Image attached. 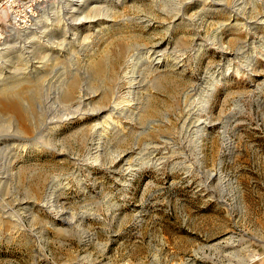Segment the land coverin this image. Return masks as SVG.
Instances as JSON below:
<instances>
[{
	"label": "rangeland",
	"instance_id": "rangeland-1",
	"mask_svg": "<svg viewBox=\"0 0 264 264\" xmlns=\"http://www.w3.org/2000/svg\"><path fill=\"white\" fill-rule=\"evenodd\" d=\"M206 1L53 0L34 29L9 39L0 68L26 54L3 75L30 69L10 88L46 137L1 170L0 264H264V47L243 49L264 27L235 26L229 12L238 4L258 21L264 0ZM88 5L110 8L114 20ZM175 8L186 21L172 18ZM157 45L175 52L158 70L128 63ZM75 66L77 102L67 103ZM130 94L133 108L113 113ZM77 106L87 114L51 123ZM13 126L1 117L0 135Z\"/></svg>",
	"mask_w": 264,
	"mask_h": 264
},
{
	"label": "bare ground",
	"instance_id": "bare-ground-1",
	"mask_svg": "<svg viewBox=\"0 0 264 264\" xmlns=\"http://www.w3.org/2000/svg\"><path fill=\"white\" fill-rule=\"evenodd\" d=\"M62 1V0H61ZM65 1H67V0H65ZM69 1H71V0H69ZM120 2L122 1V0H119ZM170 1V0H169ZM197 1H200V0H197ZM201 1H203V0H201ZM72 2H73V4H80V5H82V4H85V2H86V0H72ZM78 2V3H77ZM167 2V1H166ZM192 2V1H191ZM207 3V1L206 0H204V3ZM223 2V1H222ZM227 2V1H226ZM238 2H239V0H238ZM67 3V2H66ZM184 3V2H183ZM217 3V2H216ZM215 3V4H216ZM219 3V2H218ZM241 3V2H240ZM181 4V3H180ZM202 4V3H201ZM221 4H223V3H221ZM225 4V3H224ZM230 4V3H229ZM56 5V3H54V2H51V3H49L48 4V6H47V11L50 9V8H52V7H54ZM69 5V4H68ZM90 5V4H89ZM87 6V8H88V10H87V12L86 13H90V12H95V13H102L101 15H105V17L107 18V19H113V12H112V10L110 9V8H107L106 10H104V11H102L103 9H102V6H99V5H94V6H92V7H90V6ZM183 5V4H182ZM190 5V4H189ZM204 5V4H203ZM212 5V4H211ZM227 5V4H226ZM224 6V5H223ZM232 6V5H231ZM237 6H238V4L237 5H235L234 6V9H232V10H229V12H231V13H233V15L231 16V20H230V22L232 23V22H234V25L235 26H238V25H242V26H244V27H246L247 29H249L250 31L253 29V30H255V32H258V30L260 29V28H262V27H264V16H261L259 19H258V21H253V22H248L246 19H243L242 18V14H241V12H239V9L237 8ZM217 7V6H216ZM215 7V8H216ZM220 7V6H219ZM84 8V7H83ZM104 8V7H103ZM167 8H169V7H167ZM206 8V7H205ZM214 8V7H213ZM228 8V7H227ZM232 8V7H231ZM105 9V8H104ZM242 9V8H241ZM244 9V8H243ZM85 10V11H86ZM172 10H174V8L172 9ZM184 10V8L182 9H179V8H175V11H176V13L173 15V19L174 20H181V21H186V18H185V16H186V13H185V11H183ZM225 10V8L223 9V11ZM174 11V12H175ZM80 12V11H79ZM92 12V13H93ZM81 13V12H80ZM226 13V12H225ZM260 13V12H259ZM263 13V12H262ZM169 14V13H168ZM189 14V13H188ZM228 14V13H227ZM230 14V13H229ZM241 14V15H240ZM246 14V13H245ZM91 15V14H90ZM98 15V14H97ZM208 15V14H207ZM257 15H260V14H257ZM205 16V15H204ZM193 17V16H192ZM86 18H91V17H87V16H84L83 17V19H78V20H80L81 21V23H82V21L83 22H89V21H86L87 19ZM94 18V17H93ZM249 18V17H248ZM257 19V18H256ZM88 20H91V21H93V22H95V21H97L98 20V22H99V19L98 18H95V19H88ZM114 20V19H113ZM241 20H242V22H241ZM253 20H255V18L253 19ZM190 21V20H189ZM194 21V20H193ZM201 22V21H200ZM230 23V24H231ZM77 24H80V23H77ZM103 25V24H102ZM109 25V24H108ZM108 25H106V27H104V28H107L108 29ZM171 25V24H170ZM227 25H228V23H220L219 24V29H223V28H226L227 27ZM37 26V25H36ZM93 26V25H92ZM241 26V27H242ZM94 27V26H93ZM243 27V28H244ZM34 28V27H33ZM234 28V26L232 27V29ZM245 28V29H246ZM32 29V28H31ZM231 29V28H230ZM242 29V28H241ZM240 29V30H241ZM30 29H27L26 31H29ZM239 30V29H238ZM244 30V29H243ZM170 31V30H169ZM215 31V30H214ZM220 32H221V30H219ZM99 32V31H98ZM219 32V33H220ZM236 32H238V31H236ZM264 32V31H263ZM15 34H14V36L13 37H15L16 35H18L19 33H17V32H14ZM24 33V32H23ZM224 33V32H223ZM250 33H252V32H250ZM26 34V33H25ZM77 34V33H76ZM249 34V33H248ZM260 34V33H259ZM216 35H218L217 33H216ZM221 35V34H220ZM219 35V36H220ZM196 37H197V39H196V41H198L199 40V36L198 35H195ZM207 36V35H206ZM250 36V35H249ZM259 36V35H258ZM216 37V36H215ZM257 37V36H256ZM211 38V37H210ZM247 38V37H246ZM220 39H221V37H220ZM223 39V38H222ZM195 40V39H194ZM204 40V39H203ZM205 40H207V39H205ZM213 40V39H212ZM216 40V39H215ZM257 40V39H256ZM218 41V40H217ZM217 41H216V43H217ZM161 43V42H160ZM199 43H200V41H199ZM208 43H210V41L208 42ZM213 43H214V41H213ZM212 43V44H213ZM219 43V42H218ZM221 43V42H220ZM223 43V42H222ZM245 44V46L243 47V49H251L254 45V48L255 47H264L263 46V44H264V37H262V38H258V41H256L255 42V40L253 41L252 40V42H250V43H244ZM6 45H8V43H4V47L6 46ZM207 45V44H206ZM215 45V44H214ZM199 46H203V44L202 43H200L199 44ZM198 46V47H199ZM219 46V45H218ZM223 46H225V45H223ZM153 47V46H152ZM8 48V47H7ZM201 48V47H200ZM218 48V47H217ZM222 48V47H221ZM4 49H6V48H4ZM169 49V48H168ZM168 49H160V46L159 45H157V46H155V48H151V49H147V50H145V51H143V52H141V51H134V53H133V55H131L130 57H129V64L130 63H132V65H133V67L134 68H136L138 65H140V63H142L143 65L145 64V65H147L148 67H150L153 71L156 69V70H158L159 69V67H160V65L162 64V62L163 61H169L170 59L172 60V58L174 57V54H175V52H169L170 50H168ZM224 49H225V47H224ZM3 50V49H2ZM2 50L0 51V55H2ZM4 51V50H3ZM12 52V51H11ZM240 52H241V50H240ZM248 52H250L251 53V51H248ZM254 52V51H253ZM174 53V54H173ZM244 53V52H243ZM264 53V52H263ZM262 53V54H263ZM3 54H5V53H3ZM9 54V53H8ZM35 54H36V52H35ZM53 54V53H52ZM72 54H73V52H72ZM239 54V53H238ZM245 54V53H244ZM248 54V53H247ZM261 54V53H260ZM48 55V54H47ZM64 55V54H63ZM69 55V54H68ZM240 55H241V53H240ZM252 55V54H251ZM8 56V55H7ZM36 56V55H35ZM45 56V55H44ZM56 56V55H55ZM242 56V55H241ZM241 56H239V57H241ZM18 57H22V58H24V59H28V58H26V54H25V56L24 55H21L20 53L19 54H16V55H14V56H10L8 59H5V60H3L4 61V64L2 65V67L0 68V85H2V86H0V118L2 117H4V118H7V119H9L13 124H14V126H13V129H14V133L13 134H9V135H7V136H4V135H0V183H2L3 181H2V179L4 178L3 176H2V172H1V170H2V168L4 167V166H8L9 168H10V166H11V164H12V162H14L12 159L15 157V155H16V157H17V154H20V151H26L28 148H30V147H42V146H44V144H45V142L43 143L42 142V140H45V132H46V129H44L43 128V126H44V124L43 125H40V126H38V125H36V123H34L32 120H31V117H32V114L30 113V108H27V106H26V102H24V100L26 99H23V96H22V93L20 94V93H16V92H11V89L12 88H10L12 85L11 84H17V83H19V82H23L22 80H20V78H22L23 76H25L27 73H29L30 72V69L28 70L27 68H24L23 69V71L22 72H17L16 70H15V72H11V73H15V74H13V75H8V76H5V75H3V73H4V71H8L9 69V65H8V63H10V62H12V61H14L16 58H18ZM28 57H30V56H28ZM238 57V56H237ZM236 57V58H237ZM243 57V56H242ZM247 57V56H246ZM251 57V56H250ZM259 57V56H258ZM261 57V56H260ZM263 57V56H262ZM5 57L4 56H2V59H4ZM21 58V59H22ZM56 58H57V56H56ZM47 60H44L46 63L49 61V59H48V57L46 58ZM58 59V58H57ZM72 58H70V60H71ZM244 59V58H243ZM247 59V58H246ZM248 59H250V58H248ZM38 60H41L40 58L38 59ZM73 60H75V59H73ZM170 60V61H171ZM251 60V59H250ZM249 60V61H250ZM68 61V60H67ZM244 61H246V60H244ZM248 61V62H249ZM28 62H30V61H27V63ZM44 62V63H45ZM71 62H72V60H71ZM86 62V61H85ZM237 62V61H236ZM235 62V63H236ZM247 62V61H246ZM245 62V63H246ZM254 62V61H253ZM34 63V62H33ZM38 63H40L38 66H36L37 68H44V66L46 65H41V62H38ZM43 63V62H42ZM72 64H73V62H72ZM241 64V63H240ZM256 64V63H255ZM28 65V64H27ZM16 66V65H15ZM28 66H30V65H28ZM74 66V65H73ZM244 66V65H243ZM248 66V65H247ZM257 66V65H256ZM13 67H14V65H13ZM76 67V66H75ZM246 67V66H245ZM87 68V67H86ZM242 68H244V67H242ZM251 68V67H250ZM17 69V68H16ZM68 69V68H67ZM71 69V72H70V76L72 77V78H74L73 80H72V82L70 83V84H67L66 82H65V80L63 81V82H65V85H66V87H65V89H64V95H65V98H66V102L67 103H69V102H75L76 100H77V98H76V96L74 95L75 93H74V91H75V87H76V82L77 81H75V78H77L76 76H77V74H78V72H80L81 71V69L79 68H74V67H72V68H70ZM88 69V68H87ZM234 69V68H233ZM20 69H18V71H19ZM133 70H135V69H133ZM231 70V69H230ZM246 70V69H245ZM253 70H255L254 68H253ZM232 72H234V70H231ZM239 71V70H238ZM257 71V70H256ZM255 71V72H256ZM259 71V70H258ZM257 71V72H258ZM83 72H85L84 70H83ZM255 72H254V74H255ZM256 72V73H257ZM21 74H23V75H21ZM229 74V72L228 71H226L219 79H223V77H225V76H227ZM253 74V73H252ZM80 75V74H79ZM21 76V77H20ZM42 76V75H41ZM251 76V75H250ZM27 77H28V75H27ZM79 78V77H78ZM77 78V79H78ZM36 79H37V77H36ZM129 79V78H128ZM31 80L32 79H30V82H29V84L31 83ZM34 80V79H33ZM130 84H131V87L133 88H135V77L134 76H130ZM79 83V82H78ZM216 83H217V81L216 82H213L211 85H206V86H204V90H206V91H203V93L201 94V96H200V101H199V110L200 111H207L208 109H209V98L211 97V95L213 94V92L215 91V89H216ZM21 84V83H20ZM33 84V83H32ZM31 84V85H32ZM28 85V84H27ZM64 85V86H65ZM28 86H30V85H28ZM17 90V89H16ZM22 91V90H21ZM82 91V90H81ZM19 92V91H18ZM25 92V91H24ZM117 92V91H116ZM132 93V92H131ZM25 94V93H24ZM23 94V95H24ZM77 95V94H76ZM118 95V94H117ZM78 96V95H77ZM87 98H83V99H80L79 101V103H80V105L83 107V109L85 108V107H88V106H90V103H87V102H85V100H86ZM131 94H130V96L128 97V98H124L123 100H121V101H113L112 103H111V111L113 112V113H115V114H118V115H125V114H127L129 111H130V109H129V107L131 106V104L129 103L130 101H131ZM133 100V99H132ZM77 102V101H76ZM90 102V101H89ZM132 103V102H131ZM77 104V103H76ZM93 104V103H92ZM68 106H69V104H68ZM107 106V105H106ZM71 107H72V105H71ZM81 107V108H82ZM132 107V106H131ZM133 108V107H132ZM85 110V109H84ZM84 114H87L86 112L85 113H83V111H82V109H81V111H80V106H77V107H75L73 110H72V112L70 113V114H68V115H65V117H61V120L59 119L58 121H56V122H53V121H51V123H56L57 124V122H62V121H66L67 119H69V118H75V117H78L79 115H84ZM127 116V115H126ZM166 118V120H169V118L166 116L165 117ZM106 119L108 120V125H112V127L114 126V121L111 119V116H107L106 117ZM5 120V119H4ZM8 121V120H7ZM55 121V120H54ZM47 123V122H46ZM153 124H155V121H153L152 122ZM6 125V124H5ZM4 125V126H5ZM107 125V124H106ZM116 126V125H115ZM151 126V125H150ZM45 127V126H44ZM104 127V126H103ZM110 128V127H109ZM12 129H10V131H11ZM49 130H51V129H49ZM202 130H203V127H202ZM202 132V131H201ZM203 132H204V130H203ZM202 132V133H203ZM37 134V135H39L40 137H39V139H36L34 136H33V134ZM1 134H4V133H1ZM49 136V135H48ZM90 137V136H89ZM97 144H98V142H97ZM90 153V152H89ZM15 157V158H16ZM19 158V157H18ZM14 160H16V159H14ZM7 167V168H8ZM129 167V166H128ZM3 170H4V168H3ZM9 170V169H8ZM132 170V169H131ZM128 172V171H127ZM132 172V171H131ZM6 174V173H5ZM4 180V179H3ZM5 180H7V179H5ZM52 188V187H51ZM51 193V192H50ZM49 193V194H50ZM49 196V195H48ZM53 196V195H52ZM51 195H50V198H48L45 202H44V206L45 207H47V208H51V207H53L54 205H53V202H52V197ZM55 202V201H54ZM66 213V212H65ZM60 215V214H59ZM66 218H68V217H66ZM65 220H67V219H65ZM64 220V221H65ZM232 239V238H231ZM231 239H229V240H231ZM231 243V242H230ZM216 247V246H215Z\"/></svg>",
	"mask_w": 264,
	"mask_h": 264
},
{
	"label": "built area",
	"instance_id": "built-area-1",
	"mask_svg": "<svg viewBox=\"0 0 264 264\" xmlns=\"http://www.w3.org/2000/svg\"><path fill=\"white\" fill-rule=\"evenodd\" d=\"M51 1L0 0V51L4 43L14 36V32L21 34L28 32L27 29H34Z\"/></svg>",
	"mask_w": 264,
	"mask_h": 264
}]
</instances>
